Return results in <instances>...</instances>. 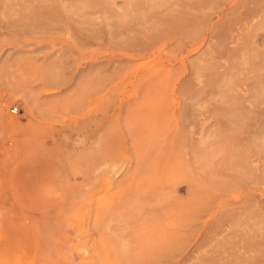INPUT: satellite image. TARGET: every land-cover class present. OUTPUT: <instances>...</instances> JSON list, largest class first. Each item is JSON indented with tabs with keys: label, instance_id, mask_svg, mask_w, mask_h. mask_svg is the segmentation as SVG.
<instances>
[{
	"label": "rangeland",
	"instance_id": "1",
	"mask_svg": "<svg viewBox=\"0 0 264 264\" xmlns=\"http://www.w3.org/2000/svg\"><path fill=\"white\" fill-rule=\"evenodd\" d=\"M74 1L0 0V264H264V0Z\"/></svg>",
	"mask_w": 264,
	"mask_h": 264
},
{
	"label": "bare ground",
	"instance_id": "2",
	"mask_svg": "<svg viewBox=\"0 0 264 264\" xmlns=\"http://www.w3.org/2000/svg\"><path fill=\"white\" fill-rule=\"evenodd\" d=\"M11 1V0H10ZM32 1V0H31ZM53 1V0H52ZM67 1H70V0H67ZM75 1H77L78 2V6H77V11H75L76 13L78 12V11H85L86 13H88L87 12V9L88 8H90V16H91V14L92 15H94V16H98L99 14H101V15H99V16H102L103 14L105 15V16H107L108 15V17L110 16V17H118L120 14L122 15V14H125V15H128L129 13H142V14H144L148 9H150V7L152 6V8H153V6H157V7H161V6H164L163 4L164 3H160V2H162L163 0H122V1H119V2H122L121 4H119L118 2H116L117 0H75ZM75 1H74V3H75ZM174 1V0H173ZM181 1V0H180ZM185 1H188V0H185ZM185 1H183V2H185ZM204 1H208V0H204ZM211 3H213L211 0H209ZM219 1H221V0H219ZM189 2H190V0H189ZM194 2H195V0H194ZM193 2V3H194ZM199 2H201V4H202V2L203 1H201V0H199ZM210 2H208L209 4H211ZM214 2H215V0H214ZM222 2V1H221ZM63 3V2H62ZM66 3V2H65ZM70 3V2H69ZM154 3H158V5H154ZM205 3H207V2H205ZM217 3H218V1H217ZM70 4H73V2H71ZM186 4V3H185ZM204 4V3H203ZM214 4V3H213ZM220 4V3H219ZM63 5L64 6H69L68 5V3H67V5H65V4H62V7H63ZM177 5V4H176ZM199 5H200V3H199ZM206 5H208V4H206ZM212 5V4H211ZM222 5V4H221ZM51 6V5H50ZM73 6H74V4H73ZM76 6V5H75ZM215 6V8H216V5H213V7ZM37 7H40V5L39 6H36V8ZM47 7H48V5H47ZM52 7V6H51ZM51 7H50V9H51ZM53 7H54V5H53ZM52 7V8H53ZM58 7V6H57ZM171 7H174L173 5L171 6ZM170 6L169 7H165L166 9H164V11L162 12L163 14H169V12H171V11H173L174 12V9L173 8H171ZM193 8H194V6H192ZM196 7V6H195ZM202 7H204V6H202ZM201 7V8H202ZM208 7H210L209 5H208ZM45 8V7H44ZM64 8V7H63ZM67 8V7H66ZM66 8H64V9H66ZM71 7L69 6V8L68 9H70ZM171 8V9H170ZM177 8H178V6H177ZM199 7H197V9H198ZM201 8H199L201 11H203V9H201ZM205 8V7H204ZM212 8V6L209 8V10ZM27 9V8H26ZM29 9H31V8H29ZM28 9V10H29ZM35 9V8H34ZM59 9H61V7H60V5H59ZM63 9V10H64ZM179 9V8H178ZM214 9V8H213ZM217 9V8H216ZM14 10V9H13ZM52 10V9H51ZM54 10L55 11H53V13H55L56 12V9L54 8ZM62 10V11H63ZM72 10V9H71ZM74 10V9H73ZM155 10V9H154ZM166 10V11H165ZM195 10H196V8H195ZM199 10V11H200ZM206 10V9H205ZM208 10V9H207ZM49 11V10H48ZM59 11V10H58ZM66 11V10H65ZM156 11V10H155ZM160 11H162V9L160 10ZM160 11H158V12H160ZM178 11V10H177ZM40 12H42V11H40ZM73 12V11H72ZM149 12H151V11H149ZM148 12V13H149ZM176 12V11H175ZM207 12V11H206ZM32 13H34L33 11H32ZM51 13V12H50ZM67 13V12H66ZM70 12L68 11V13L67 14H69ZM76 13H75V15H76ZM88 13V14H89ZM147 13V12H146ZM145 13V14H146ZM162 13L160 14V13H158V14H160L158 17H160L161 15H162ZM26 14V13H25ZM133 14V15H134ZM144 14V15H145ZM157 14V15H158ZM165 14V15H166ZM29 15V14H28ZM37 15V14H36ZM35 15V16H36ZM103 15V16H104ZM78 16H80V14L78 15ZM85 14L83 15V17L85 18ZM102 16V17H103ZM31 17V16H30ZM112 17V18H113ZM123 18V17H122ZM161 18H163V15L161 16ZM160 18V19H161ZM95 19H96V17H95ZM95 19H93L92 18V20H95ZM105 19V18H104ZM107 19V18H106ZM105 19V20H106ZM118 19H119V17H118ZM125 19V18H124ZM97 20H98V18H97ZM107 21V20H106ZM111 21V20H110ZM122 21H123V19H122ZM162 21V20H161ZM10 22V21H9ZM87 22H90V21H87ZM109 22V21H108ZM130 22H131V20H130ZM33 23V22H32ZM98 23V22H97ZM96 23V24H97ZM100 23V22H99ZM107 23V22H106ZM151 23V22H150ZM153 23H154V21H153ZM163 23V22H162ZM11 25V24H10ZM37 25V24H36ZM42 25V24H41ZM45 25V24H44ZM110 25V24H109ZM113 25V24H112ZM164 25V24H163ZM34 26H35V24H34ZM111 26V25H110ZM156 26V25H155ZM102 27V26H101ZM115 27H118V26H115ZM114 27V28H115ZM95 29V28H94ZM118 29V28H117ZM91 30V29H90ZM89 31V30H88ZM96 31V30H95ZM101 32H102V30H100ZM100 31H98V32H100ZM93 32V31H92ZM91 32V33H92ZM115 32H116V30H115ZM93 34H95V33H93ZM99 34H96V36H98ZM93 36H95V35H93ZM28 101H30V100H28ZM32 103V102H31ZM30 103V104H31ZM32 105V104H31ZM30 105V106H31ZM1 107V106H0ZM3 109V108H2ZM0 111H1V109H0ZM95 250H96V248H95ZM153 255V258L154 257H156L157 258V255L158 254H81L80 255V258H81V260H82V263L81 264H147V262H148V264H149V260H150V262L151 261H154L153 260V258L151 257V256ZM160 256H162V255H160ZM167 256H168V254H167ZM233 256H235V255H233ZM164 257V256H163ZM228 257H229V255H228ZM232 257V256H231ZM236 257V256H235ZM151 258H152V260H151ZM159 258V257H158ZM162 258V257H161ZM160 258V259H161ZM206 259L207 258H209V257H205ZM162 259H164V258H162ZM201 259V258H200ZM205 259V260H206ZM158 260V259H157ZM203 261V262H206V264H210V262L208 263L207 261ZM207 260H211L212 261V259H207ZM228 260V259H227ZM226 260V261H227ZM230 260V259H229ZM232 260H233V258H232ZM237 260H238V258H237ZM147 261V262H146ZM159 261V260H158ZM161 261V260H160ZM160 261L158 262V264L160 263ZM202 261V260H201ZM216 261V260H215ZM214 261V262H215ZM155 262V261H154ZM162 262V261H161ZM203 262H201L202 264H203ZM213 262V263H214ZM229 262V261H228ZM227 262V263H228ZM218 263H220L219 261H218ZM222 263V262H221ZM226 262H224L223 261V264H225ZM237 263V262H236ZM234 264V263H233ZM238 264V263H237ZM240 264H241V262H240Z\"/></svg>",
	"mask_w": 264,
	"mask_h": 264
},
{
	"label": "built area",
	"instance_id": "3",
	"mask_svg": "<svg viewBox=\"0 0 264 264\" xmlns=\"http://www.w3.org/2000/svg\"><path fill=\"white\" fill-rule=\"evenodd\" d=\"M16 110H17V108L14 109V111H16Z\"/></svg>",
	"mask_w": 264,
	"mask_h": 264
}]
</instances>
